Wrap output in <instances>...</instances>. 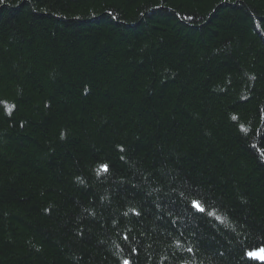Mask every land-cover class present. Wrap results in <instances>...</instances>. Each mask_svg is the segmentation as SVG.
Here are the masks:
<instances>
[{
  "label": "trees",
  "instance_id": "obj_1",
  "mask_svg": "<svg viewBox=\"0 0 264 264\" xmlns=\"http://www.w3.org/2000/svg\"><path fill=\"white\" fill-rule=\"evenodd\" d=\"M261 33L264 0H3L0 264H238L264 246Z\"/></svg>",
  "mask_w": 264,
  "mask_h": 264
},
{
  "label": "snow or ice",
  "instance_id": "obj_2",
  "mask_svg": "<svg viewBox=\"0 0 264 264\" xmlns=\"http://www.w3.org/2000/svg\"><path fill=\"white\" fill-rule=\"evenodd\" d=\"M0 3H3V0H0ZM221 3L222 4H235V3H237V0H221ZM157 7H160V5H157ZM214 11H215V9H214ZM109 15H111V14H109ZM140 15L144 16V13L141 12ZM112 18L115 19V16H113ZM186 19H193V17L189 16V17H186ZM255 27L257 29H259V25L258 24H256ZM261 35L264 36V33H261ZM250 79L251 80H255L256 77L252 76V77H250ZM241 99L247 100L248 97L244 96V97H241ZM12 107L13 106H6V110H7L9 115H11ZM262 112H264V110H262ZM231 119L233 121H238V117L235 116V115H233L231 117ZM261 119H264V115L261 116ZM238 127H239V131L240 132L244 133L245 135L248 134L249 129L244 127L243 124H238ZM255 135L259 138V141L249 144V147L252 150H254V152L257 154V158L262 163H264V148L261 147V143H264V130L256 129L255 130ZM61 139H63V133L61 134ZM118 151L120 153H124L125 149H124V147L122 145H119L118 146ZM120 159L121 160H125V156L121 155ZM94 171H95L96 176L100 177L102 174H107V173L110 172V166L107 163H101ZM76 180L79 181L80 183H84L83 179L81 177H79V176L76 177ZM133 186L135 187V185H133ZM190 208L195 210V212L204 213V214H206L208 216L213 217L216 221H219L220 223H223V218L220 215H218L216 211L206 210L205 202L202 201L200 198L192 199L190 201ZM85 211L87 212L88 209H85ZM131 211L137 216L140 215V213L135 208H132ZM89 214H94V213H89ZM124 215H128V213H125ZM80 235H83V231H80ZM123 240L127 241L128 240V236L124 235L123 236ZM177 246H179V242H177ZM115 247L120 249L121 252L123 251V249L121 248V246L119 244H115ZM248 249L249 250H245L244 246H242L241 253H240V256L238 258V264H247V262L251 261V260L264 261V246L251 245V246H248ZM186 250L189 253L193 252V248L192 247H188ZM136 253H137V249L132 248L131 249V255L135 256ZM117 255H118V258H119V254H117ZM221 255H223V253H221ZM121 264H133V261H132V259L124 258V259H122Z\"/></svg>",
  "mask_w": 264,
  "mask_h": 264
},
{
  "label": "rangeland",
  "instance_id": "obj_3",
  "mask_svg": "<svg viewBox=\"0 0 264 264\" xmlns=\"http://www.w3.org/2000/svg\"><path fill=\"white\" fill-rule=\"evenodd\" d=\"M261 261V260H260Z\"/></svg>",
  "mask_w": 264,
  "mask_h": 264
}]
</instances>
